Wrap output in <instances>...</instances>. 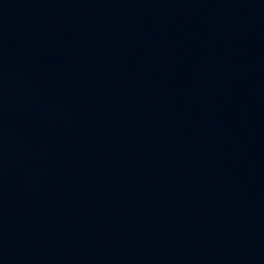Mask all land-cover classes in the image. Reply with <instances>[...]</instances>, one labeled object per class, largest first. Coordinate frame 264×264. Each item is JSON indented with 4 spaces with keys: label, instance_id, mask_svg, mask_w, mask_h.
<instances>
[{
    "label": "water",
    "instance_id": "95a60500",
    "mask_svg": "<svg viewBox=\"0 0 264 264\" xmlns=\"http://www.w3.org/2000/svg\"><path fill=\"white\" fill-rule=\"evenodd\" d=\"M0 264H264V0H0Z\"/></svg>",
    "mask_w": 264,
    "mask_h": 264
}]
</instances>
